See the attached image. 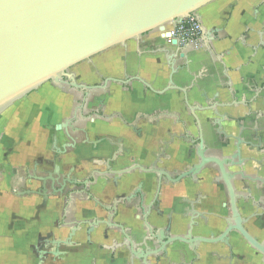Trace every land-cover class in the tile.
Wrapping results in <instances>:
<instances>
[{"label": "flooded vegetation", "instance_id": "obj_1", "mask_svg": "<svg viewBox=\"0 0 264 264\" xmlns=\"http://www.w3.org/2000/svg\"><path fill=\"white\" fill-rule=\"evenodd\" d=\"M178 45L202 48L200 42L197 48ZM129 81L133 79H102L97 85H86L96 87L87 91L71 87L67 79L55 84L66 93H78L68 119L58 128L67 140L65 151L51 157L50 171L31 176L37 187L25 194L40 191L33 195L63 201L65 208L58 215L70 222L69 232L67 238L56 240L80 231L89 238L96 230L105 235L114 230L127 237L120 248L134 258L130 264H174L172 256L178 258L177 264H264V97L256 92L248 100L221 106L191 105L187 89L174 87L170 90L184 94L180 111L164 109L135 118L160 121L156 130L162 139L152 152L150 144L144 147L145 135L134 124L129 130L135 142L124 145L122 139L90 135L77 123L95 125L112 115L124 121L117 113L107 115L100 101L90 102L92 93L107 92L108 84ZM99 142L110 151L104 157L90 156L86 149L96 148ZM78 145L84 146L80 153L87 156L79 161L81 166L59 169L58 156L66 157ZM82 203L89 207L80 208ZM164 205L169 206L167 213L161 210ZM84 213L88 219L75 221ZM146 223L160 232L159 239H153ZM188 232L212 243H199L193 252L181 241L162 243L167 236L181 240Z\"/></svg>", "mask_w": 264, "mask_h": 264}, {"label": "crops", "instance_id": "obj_2", "mask_svg": "<svg viewBox=\"0 0 264 264\" xmlns=\"http://www.w3.org/2000/svg\"><path fill=\"white\" fill-rule=\"evenodd\" d=\"M194 15L202 27L201 50L173 47L156 29L72 67L68 72L84 85L107 78L133 79L108 84L107 92L91 96L90 105L100 101L107 115L117 113L124 121L112 115L95 125L77 123L90 135L122 139L124 145L135 142L129 130L134 124L145 135L144 147L150 144L155 152L162 139L156 130L160 121L135 118L164 109L180 111L184 94L166 91L169 85L187 89L191 105L221 106L248 100L256 92L264 97V0H214ZM77 97L75 91L66 93L47 82L0 116V264H130L134 259L125 247L120 248L125 239L114 230L106 235L96 230L89 238L80 231L69 245L55 247L51 243L67 238L69 232L70 222L58 215L65 208L63 201L25 194L37 187L31 176L50 171L51 157L65 151L67 140L58 126L68 119ZM182 119L188 120L184 114ZM77 147L64 158L58 156L59 169L81 166L79 161L87 156L80 153L84 146ZM86 151L104 157L110 148L99 142ZM161 210L167 213L169 206ZM88 217L84 213L75 221ZM172 258L177 264L178 258Z\"/></svg>", "mask_w": 264, "mask_h": 264}, {"label": "water", "instance_id": "obj_3", "mask_svg": "<svg viewBox=\"0 0 264 264\" xmlns=\"http://www.w3.org/2000/svg\"><path fill=\"white\" fill-rule=\"evenodd\" d=\"M213 1L0 0V115L47 82L58 85L67 79L75 89L96 88L77 84L68 71L156 29L164 39L170 38L169 26L195 16L196 11ZM171 45L179 48L174 39ZM168 89L174 87L169 85ZM41 188L45 193V181ZM32 193L38 195L40 191ZM144 227L153 239L160 238L156 228L153 230L148 223ZM70 238L51 244L67 245ZM175 241L188 245L192 252L199 243H212L192 238L189 232L181 240L168 236L162 239L165 246Z\"/></svg>", "mask_w": 264, "mask_h": 264}, {"label": "built area", "instance_id": "obj_4", "mask_svg": "<svg viewBox=\"0 0 264 264\" xmlns=\"http://www.w3.org/2000/svg\"><path fill=\"white\" fill-rule=\"evenodd\" d=\"M201 29L200 22L195 16H191L168 29L170 38H167L166 41L170 43L174 39L180 45L191 44L197 48L200 42Z\"/></svg>", "mask_w": 264, "mask_h": 264}, {"label": "rangeland", "instance_id": "obj_5", "mask_svg": "<svg viewBox=\"0 0 264 264\" xmlns=\"http://www.w3.org/2000/svg\"><path fill=\"white\" fill-rule=\"evenodd\" d=\"M170 28H171V27L169 26L168 29H170ZM168 29H167V30H168ZM0 116H1V115H0Z\"/></svg>", "mask_w": 264, "mask_h": 264}]
</instances>
